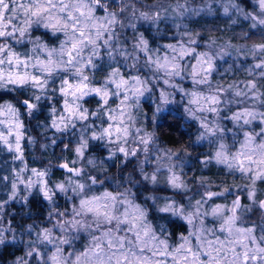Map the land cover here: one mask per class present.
<instances>
[{
  "label": "clouds",
  "instance_id": "clouds-1",
  "mask_svg": "<svg viewBox=\"0 0 264 264\" xmlns=\"http://www.w3.org/2000/svg\"><path fill=\"white\" fill-rule=\"evenodd\" d=\"M0 264H264V0H0Z\"/></svg>",
  "mask_w": 264,
  "mask_h": 264
}]
</instances>
